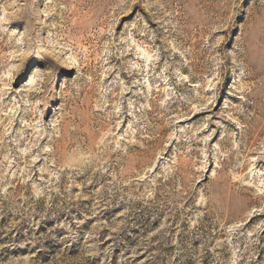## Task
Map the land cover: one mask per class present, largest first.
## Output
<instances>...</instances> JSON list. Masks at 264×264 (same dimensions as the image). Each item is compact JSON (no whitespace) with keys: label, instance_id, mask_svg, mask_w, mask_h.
I'll return each mask as SVG.
<instances>
[{"label":"rangeland","instance_id":"rangeland-1","mask_svg":"<svg viewBox=\"0 0 264 264\" xmlns=\"http://www.w3.org/2000/svg\"><path fill=\"white\" fill-rule=\"evenodd\" d=\"M0 264H264V0H0Z\"/></svg>","mask_w":264,"mask_h":264}]
</instances>
